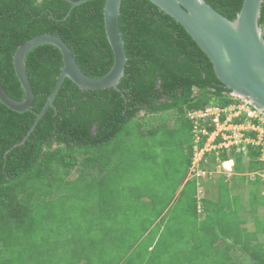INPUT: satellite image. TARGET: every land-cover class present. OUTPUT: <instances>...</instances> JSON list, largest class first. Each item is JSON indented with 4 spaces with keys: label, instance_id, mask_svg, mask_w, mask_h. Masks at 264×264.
I'll list each match as a JSON object with an SVG mask.
<instances>
[{
    "label": "trees",
    "instance_id": "16d2710c",
    "mask_svg": "<svg viewBox=\"0 0 264 264\" xmlns=\"http://www.w3.org/2000/svg\"><path fill=\"white\" fill-rule=\"evenodd\" d=\"M75 1L78 0H0V82L13 99L24 98L13 69V55L25 41L42 34L60 37L89 77H102L111 69L113 54L104 31V0H90L72 7L71 2ZM204 1L229 20L236 18L243 2ZM118 23L127 57L118 90H83L65 78L53 107L48 108L27 136L35 113L46 103L62 67L60 51L44 44L32 48L25 56L34 93L31 110L15 112L0 102V264H58L60 243L69 248L68 252L84 250L81 243L88 244V232L106 226L101 219L113 221L119 213L126 212L124 206L132 197L126 198L125 190L116 188V180L110 175L112 164L106 150L114 142L133 139L135 135L130 147H139L146 153L144 157L154 162L159 147L151 153L146 147L153 145L157 134L164 138L161 142L169 148L168 152L175 143L177 148L181 145L178 138L189 137L192 141L194 126L189 113L237 105L235 99L228 98L231 91L216 78L209 59L186 31L148 0H121ZM258 23L264 38V1ZM164 113L177 115L179 126L171 127L164 122L151 126L150 118ZM244 121V117L234 119V123ZM201 127L209 132L214 129L207 122H202ZM192 142L187 148L189 165L193 158ZM227 153L228 149H223L220 157L224 160L236 154V173L255 175L258 183L254 182V190L248 191L251 209L263 205L255 186L264 184L258 175L264 171L261 160L264 140L259 145H247L245 154L237 149ZM80 157L89 168L102 171L97 181L90 182L84 177L70 179ZM166 167L169 171L171 168L165 166L167 173ZM188 183L192 185L195 214L204 217L200 231L210 239L211 245L201 250L202 244L197 247L192 244L189 257L171 238L167 242L170 247L160 256L161 236L152 238L143 250H139L142 241L136 240V245L128 246L119 263L160 264V258L165 257L168 264H194L196 258L205 260L206 264H264V244L257 241L255 233L247 231L244 221L238 220L237 212L244 210V206L239 203L237 208L227 206L222 198L223 193L229 199L227 183L220 180L216 187L218 196L202 200V213H198L195 200L197 182L193 179L184 186ZM91 191L98 194L97 200L104 211L81 210L78 206L79 199L93 196ZM136 196L140 198L135 193ZM219 209L223 212L227 209V214L235 213L236 227L221 219L206 223ZM89 221L92 228L82 230ZM257 223L258 231L264 232V223L258 220ZM70 229L73 233L69 236ZM235 248L247 256V263L234 259ZM209 251L222 258L216 263L209 262ZM70 262L75 264V260Z\"/></svg>",
    "mask_w": 264,
    "mask_h": 264
},
{
    "label": "rangeland",
    "instance_id": "374dc122",
    "mask_svg": "<svg viewBox=\"0 0 264 264\" xmlns=\"http://www.w3.org/2000/svg\"><path fill=\"white\" fill-rule=\"evenodd\" d=\"M228 98L235 99L237 105L240 107L245 106L244 100L236 98L232 93L228 95ZM212 112L215 111L213 110ZM227 115V118H230L229 112ZM176 116L177 115H174L173 113H164L150 118V124L151 126H157L164 122L171 127H178L180 120ZM244 125L245 126H242L243 131L251 129L249 126L246 127V125H248L247 123ZM240 130L241 129L238 131ZM135 140V135L133 139L130 137L122 138L121 140L114 142L113 145L106 150L110 156V163L112 164L110 175L113 177L112 179L117 181H115L116 188L124 189V195L126 198L132 197L131 199H128L130 203H126L124 206L126 212L119 213L118 217L113 221L108 218L101 219L100 221L105 222L106 226L96 229L93 228V231L88 232V244H86V242L81 243V245L85 246L84 250L77 253L68 252L69 248L67 247L66 249V247L60 243V259L58 260V264H73L70 260H75V264H121L119 263L120 259L123 258L129 245L132 247L136 240L137 243L142 241L139 250H143L145 248L144 246H146L152 238L155 239L158 236H161L160 246L158 247L160 256H164L165 249L170 247L167 245V242L171 238L172 241L179 245V247H182L181 250H183L184 253L188 252L189 257H191L190 246L192 244L196 247L202 244L203 248L201 250L206 249L207 244L211 245L209 241L210 239L206 238L204 233L200 231L202 223L204 222V217L195 214L192 202L193 199L191 196L192 185L188 183L184 186L185 184H182L181 182L186 175V172L190 170V165L188 164V161H186L188 156L187 148L193 139L190 141L189 137L178 138V141L181 140V145L177 148V143H175L167 152L169 148L163 147L161 142L164 141V138L162 139L161 135L157 134L152 141L153 145L146 147L150 153L153 149L159 147L157 150V158L154 162L149 160V158H145L144 155L146 153L142 152L143 150L139 147H130L131 143ZM209 140L211 142L213 139L209 138ZM256 142H258V140ZM211 146L217 145L211 143ZM180 149L184 151L183 154V151ZM215 149L218 148L215 147ZM114 151L115 153H113ZM202 152L203 149L199 150L194 148L193 162L196 163L201 158ZM207 154L209 153H205L202 157L205 162L204 168H207L208 162L210 161V155ZM165 155L168 156V160H165ZM173 158L176 160L171 161ZM262 159H264V157ZM166 164L171 168L169 171L168 167H166L168 171L167 173L164 170L165 166H167ZM225 166L226 165L224 164V167ZM225 168H228V166ZM99 170L100 169L98 168H89L86 160L80 157L79 166L71 172L70 179H81L84 177L90 180V182H95L102 175V171ZM206 172L207 171H204V174L200 172L199 174L197 173V175L196 172H193L194 174L191 172L189 175L191 177L189 178H197L200 181L202 177L207 175ZM219 172L221 175L218 173L213 176L212 179L224 176V172H228V169H223L221 166ZM167 174L170 175L171 178L169 176L167 178ZM242 176L247 178V182L249 183L251 179L255 178L252 173L248 172H244ZM199 184L200 183H198V185ZM131 188L137 190H129ZM248 188V185L246 186L243 184L237 191L238 194H241L239 197H233L230 195L228 199L227 195L222 193V198L226 201L227 206L237 208V206H240L239 204L243 205L244 215L241 218H246L247 222L244 219L246 226L249 227L251 231L256 232L259 230V225L256 220H254L253 225V222H251L253 219L249 213L251 212V207L248 203L250 201V199H248L250 195L247 193ZM205 191H207V188H205ZM213 191L214 188L211 189V192ZM90 193H93L91 198H88L87 200L79 199L78 206H81L80 209L87 210L88 208L97 212H100L101 210L104 211V207L101 206L99 200H97L98 194L95 191H91ZM135 193L138 194L140 198L137 196L135 197ZM207 195L208 192H206V196ZM56 196L57 195L53 196V198ZM201 196L202 193L199 194L197 198L201 199ZM141 202H144L145 206H143ZM196 204L201 207V210H203L200 201L198 203L196 202ZM112 211L111 214H113ZM224 211L225 212H223V210L220 211V209L215 210V213L212 214L213 218H208L206 223L212 224V221L221 219L231 226H235V213L229 211V214H227V209ZM64 213L65 212L63 211L61 216H63ZM68 215L70 214L67 213V216ZM88 220H90V218ZM83 227L82 230L84 231L90 230L92 228L90 221L85 223ZM72 233L73 231L70 229L69 236ZM218 233H221V231L218 230ZM63 238L65 239V237ZM97 240L100 241L97 243ZM191 252L194 256L193 251ZM207 252L208 251L204 252V254ZM68 253L74 254L69 255ZM208 254V261L211 263H216L222 258L215 252L212 253V251H209ZM232 256L238 262L241 261L247 263V256L242 254L237 248L232 251ZM136 257L137 255L134 257L135 260ZM181 259L184 261V258ZM77 260L80 261V263L76 262ZM186 261L188 260L186 259L184 262ZM194 261V264H206V261L201 260V258H196ZM160 264H168L165 257L160 258Z\"/></svg>",
    "mask_w": 264,
    "mask_h": 264
},
{
    "label": "water",
    "instance_id": "95a60500",
    "mask_svg": "<svg viewBox=\"0 0 264 264\" xmlns=\"http://www.w3.org/2000/svg\"><path fill=\"white\" fill-rule=\"evenodd\" d=\"M90 0L71 2L72 7ZM171 17L191 37L212 64L216 78L231 93L264 114V38L259 26L260 9L264 0H243L234 20L219 14L204 0H148ZM121 0H104L103 24L105 36L113 54L111 69L102 77L86 75L78 65L70 47L58 36L42 34L21 44L13 55V69L24 92L21 101L10 97L0 82V102L15 112L31 110L34 93L26 72L25 56L32 48L49 44L62 56V67L53 91L35 120L27 136L53 101L65 78L83 90H118L127 61L124 41L119 29ZM24 140L20 143L22 144Z\"/></svg>",
    "mask_w": 264,
    "mask_h": 264
},
{
    "label": "crops",
    "instance_id": "0c3cea01",
    "mask_svg": "<svg viewBox=\"0 0 264 264\" xmlns=\"http://www.w3.org/2000/svg\"><path fill=\"white\" fill-rule=\"evenodd\" d=\"M222 118L223 117H221V119ZM229 121H231V122H229ZM221 122H222L221 124H223L222 125L223 131L216 133V136H215L212 143L218 146L220 143L224 142L225 138H230V140H233L231 142L232 145L228 149L227 154H230L231 150H233V149H237V151H238V149H241L240 152L245 154L246 144L244 143V141H246L247 138L253 139V140L256 139L257 138V131H260V128H256L255 130H252V131L250 130V131L242 132V129H243L242 125H240L239 123H234V119H232V120L228 119L225 122V117H224ZM239 129H241L240 130L241 132L238 131ZM242 135H244V137H242ZM205 139L203 140V143H205V141H206ZM205 144L207 146L211 147V151H210L211 153L209 152V154H207V155H210V157H209L210 161L208 162L207 168L205 167V170L207 171L208 174L205 177H202L200 179V181L197 178H194V179H197L196 180V182H197V184H196L197 185V187H196L197 193H196V197H195L196 202H197L198 195L201 193H202V196L200 199V203L205 198H208V199L212 198L213 199L212 196L216 197V195L218 194L216 187H217L218 182L220 180H222L223 183H227L228 188L230 189L229 190L230 195L233 197H236V196L238 197L239 195H241V194H238L237 191L240 187H242L243 184H245L246 186L247 185L249 186V188L247 189V193H248V191L254 190V184L253 183L256 182L255 178L251 179V181L249 183V182H247V178H245L244 181L242 179H240L241 177H244V176H242V173H236L234 171L236 154L230 155L228 159L223 160L220 157V156H222L220 154H221V151L223 152V149H215V146H211V143L209 140ZM263 157H264V154H263L262 158ZM262 158H261V160L263 161L264 159H262ZM223 162L225 163L226 166H228L230 171H228L226 173L224 172V176H219L217 179H212L213 176L217 175L218 173L221 175V173H220L221 171L219 172V169H220L221 163H223ZM189 167L191 168V163H190ZM190 174H191V172H190V170H188L186 172V175L183 177V180L181 181L182 184H185L187 181L193 180V177L191 179L189 178V177H191V176H189ZM198 183H200V184L198 185ZM257 183L258 182H256L255 184H257ZM205 188H207V191H205ZM212 188H214L213 192H211ZM255 191H257V193H256L257 196H259L258 200L264 202V184L259 185L258 188L255 186ZM206 192H208L207 196H206ZM262 198H263V200H260ZM248 199H250V197ZM250 211H251V212H249L250 216L253 219V220H251V222H253L252 225L254 224V220H256V222L258 220L260 223L261 222L264 223V203H263V205H260L257 208H253V209L250 208ZM243 215H244V211L239 210L237 212L238 220L244 221V219H245V221L247 222L246 218H241ZM245 221H244V224H245L244 227H246L247 231L250 234L255 233V237H257V241H260L264 244V232H262V231H258V232L251 231L249 229V227L246 226Z\"/></svg>",
    "mask_w": 264,
    "mask_h": 264
},
{
    "label": "built area",
    "instance_id": "2783aa9c",
    "mask_svg": "<svg viewBox=\"0 0 264 264\" xmlns=\"http://www.w3.org/2000/svg\"><path fill=\"white\" fill-rule=\"evenodd\" d=\"M245 106L240 107L238 105H231L227 108H207L203 111L199 112H191L188 114V117L192 120L193 122V130H192V139H193V154H194V148H197L199 150L203 149L202 156L201 158L195 163L191 162V168L190 172H196L199 174L200 172L204 174L205 168V162L202 160V157L205 155V153H209L211 151V147L207 146L205 143L209 140V138H212L214 140L216 133L222 132L223 128L221 124V117H225V122L228 119H235V118H241L244 117L245 121L244 123L240 124L242 126H245L244 124L247 123L246 127H251V129H247L245 131H252L255 130L256 128H260V131H257V138L256 139H249L247 138L244 143L247 145H259L262 144L264 140V114H261L259 111L256 109L252 108L247 102L244 101ZM215 112H212V111ZM230 113L229 117L227 118L228 115L227 113ZM232 112V113H231ZM202 122H207L211 123V125L214 127V130L212 132H209L207 129L204 127H201ZM231 122V121H229ZM262 129V130H261ZM243 131V129H242ZM244 132V131H243ZM215 135V136H213ZM202 137H206L205 143H202ZM244 137V135H242ZM232 138V137H231ZM213 140L210 142L212 143ZM258 140V142H256ZM210 141V140H209ZM233 140H230V138H225L224 142L220 143L217 147L218 149H229L230 146L232 145L231 142ZM237 144V143H236ZM238 151H241V149H238ZM225 163H222V168L227 169L224 167ZM228 171L230 169L228 168ZM206 174H208L206 172ZM261 178L262 181H264V171L258 174ZM197 211L198 213H202L203 210H201L200 206H197Z\"/></svg>",
    "mask_w": 264,
    "mask_h": 264
},
{
    "label": "clouds",
    "instance_id": "9594fccd",
    "mask_svg": "<svg viewBox=\"0 0 264 264\" xmlns=\"http://www.w3.org/2000/svg\"><path fill=\"white\" fill-rule=\"evenodd\" d=\"M212 132V131H211ZM206 138V137H205ZM203 143V142H202ZM192 160H193V158H192ZM192 160H191V162H192ZM202 160H204V159H202ZM224 163V162H223ZM221 165H222V163H221ZM221 165H220V167H221ZM200 201V199L199 198H197V203Z\"/></svg>",
    "mask_w": 264,
    "mask_h": 264
},
{
    "label": "bare ground",
    "instance_id": "6f19581e",
    "mask_svg": "<svg viewBox=\"0 0 264 264\" xmlns=\"http://www.w3.org/2000/svg\"><path fill=\"white\" fill-rule=\"evenodd\" d=\"M228 169V168H227Z\"/></svg>",
    "mask_w": 264,
    "mask_h": 264
}]
</instances>
